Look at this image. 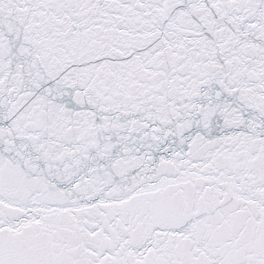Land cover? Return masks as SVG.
I'll return each instance as SVG.
<instances>
[{"label":"snow or ice","instance_id":"snow-or-ice-1","mask_svg":"<svg viewBox=\"0 0 264 264\" xmlns=\"http://www.w3.org/2000/svg\"><path fill=\"white\" fill-rule=\"evenodd\" d=\"M0 264H264V0H0Z\"/></svg>","mask_w":264,"mask_h":264}]
</instances>
